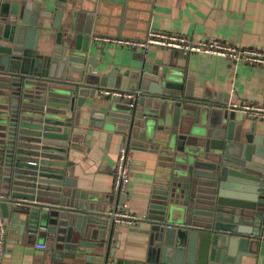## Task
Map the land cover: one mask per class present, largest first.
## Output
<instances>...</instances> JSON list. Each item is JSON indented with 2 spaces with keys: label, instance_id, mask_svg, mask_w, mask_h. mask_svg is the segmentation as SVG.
<instances>
[{
  "label": "water",
  "instance_id": "obj_1",
  "mask_svg": "<svg viewBox=\"0 0 264 264\" xmlns=\"http://www.w3.org/2000/svg\"><path fill=\"white\" fill-rule=\"evenodd\" d=\"M51 15L29 0H0L2 218L16 214L28 235L49 238L46 264H65L87 250L97 264L111 263L125 193L113 199L76 188L62 154L77 121L71 112L77 116L96 92L104 102L92 109L107 115L127 147L156 161L142 219L145 257L131 264H240L255 254L264 238V125H247L229 99L188 95L173 65L180 50L170 51L167 64L140 51L134 67L104 72L90 44L93 16L84 11H70L63 26L57 9L56 44L42 47L41 20ZM106 87L132 97L99 94Z\"/></svg>",
  "mask_w": 264,
  "mask_h": 264
},
{
  "label": "crops",
  "instance_id": "obj_2",
  "mask_svg": "<svg viewBox=\"0 0 264 264\" xmlns=\"http://www.w3.org/2000/svg\"><path fill=\"white\" fill-rule=\"evenodd\" d=\"M21 1V0H11ZM51 11V18L43 19L46 27V46L56 44L53 27L54 14L63 10L61 25L69 21L70 11H84L93 16L90 44L94 45V58L104 72L112 68L128 70L137 65L135 55L141 50L94 41V33L141 38L147 30H158L185 35L194 41L218 39L240 47L264 50V0H29ZM40 21V20H39ZM169 49L152 47L148 58L163 57L167 64ZM183 53V54H181ZM174 68L181 74L184 90L195 99L207 98L222 104L227 99L236 104L264 106V66L239 63L233 66L225 57L181 52ZM161 59V58H160ZM127 88V85H120ZM104 102L96 92L79 106L76 116L71 112L72 124L63 154L67 176L75 187L96 196H114L113 169L122 135L108 121L100 109H92ZM78 106L75 102V108ZM98 108V107H96ZM243 111V110H242ZM93 113H96L93 115ZM245 115V112H242ZM247 115V114H246ZM248 116V115H247ZM246 116V123L264 120ZM125 144V143H124ZM131 155L130 181L125 198L118 204V211L135 215L129 223L116 220L110 248L114 251L110 264L121 260L129 264L143 260L146 237L142 219L148 215L155 178V158L150 152L128 146ZM5 181L0 180V191ZM125 203V204H124ZM112 204V203H111ZM124 204V205H123ZM16 215V214H12ZM11 215L2 218L5 227L4 256L0 264H46L49 260L48 237L39 238L24 232L20 218ZM87 253V255H86ZM89 253V254H88ZM65 264H97L92 251L64 259ZM240 264H264V238L255 254L242 257Z\"/></svg>",
  "mask_w": 264,
  "mask_h": 264
},
{
  "label": "built area",
  "instance_id": "obj_3",
  "mask_svg": "<svg viewBox=\"0 0 264 264\" xmlns=\"http://www.w3.org/2000/svg\"><path fill=\"white\" fill-rule=\"evenodd\" d=\"M94 41L112 43L116 46H123L131 49H139L145 53L152 47H161L169 50H180L191 54L218 55L230 60L233 66L239 63L264 66V50L248 47L236 46L232 43L218 39L194 41L191 38L171 32L147 30L145 36L141 38H127L123 36L104 35L94 33ZM99 94L108 97H124L130 99L131 93L114 88H101ZM232 104V103H231ZM234 107L242 109L248 116L264 120V106L258 104H241ZM131 155L130 149L123 143L117 153L113 169V189L114 192L125 193L130 181ZM2 195L0 194V200ZM125 204V203H124ZM123 204V205H124ZM116 220L135 222L138 218L135 215L117 211ZM5 247V227L2 221L0 210V262L4 256Z\"/></svg>",
  "mask_w": 264,
  "mask_h": 264
}]
</instances>
